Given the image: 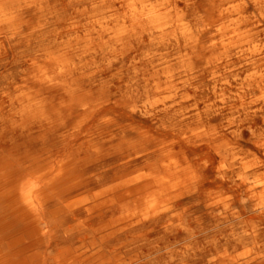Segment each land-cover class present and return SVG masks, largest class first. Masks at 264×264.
Here are the masks:
<instances>
[{"label":"bare ground","instance_id":"bare-ground-1","mask_svg":"<svg viewBox=\"0 0 264 264\" xmlns=\"http://www.w3.org/2000/svg\"><path fill=\"white\" fill-rule=\"evenodd\" d=\"M15 52L0 264H264V0H0Z\"/></svg>","mask_w":264,"mask_h":264},{"label":"rangeland","instance_id":"rangeland-1","mask_svg":"<svg viewBox=\"0 0 264 264\" xmlns=\"http://www.w3.org/2000/svg\"><path fill=\"white\" fill-rule=\"evenodd\" d=\"M18 56V52H15L13 56L12 53L0 55V108H2L4 115H7L10 111L8 105L10 82L17 80L21 76L22 71L26 70V65L21 62ZM109 74V72L104 74L102 78H108ZM71 78L82 83L87 82L88 79L86 73L80 72L74 73ZM47 94L57 105L63 104L67 98L60 88H52L47 91ZM7 125L4 132L0 134V150L7 157H24L35 151L41 140L44 141L47 147H54L56 139L51 132H42V129L38 130L36 128L31 130L32 134H29L27 132H20L19 130L12 131L10 130L9 122H7Z\"/></svg>","mask_w":264,"mask_h":264}]
</instances>
